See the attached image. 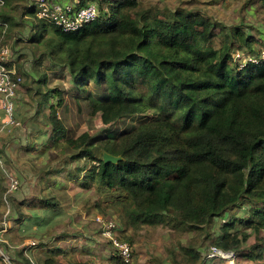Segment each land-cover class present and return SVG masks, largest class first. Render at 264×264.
Instances as JSON below:
<instances>
[{
	"label": "trees",
	"instance_id": "16d2710c",
	"mask_svg": "<svg viewBox=\"0 0 264 264\" xmlns=\"http://www.w3.org/2000/svg\"><path fill=\"white\" fill-rule=\"evenodd\" d=\"M25 1L0 0V38L23 27L17 15ZM65 1L75 9L94 2L98 16L68 32L37 22L28 38L34 77L28 74L24 86L48 109L50 131L37 144L47 173L65 171V180L97 192L99 212L118 216L116 236L130 246L131 259L124 262L113 248L104 264H132L135 233L163 224L202 239L171 254L178 264L218 260L202 253L204 241L237 259L264 261V61L234 58L236 51L260 56L264 38L200 9ZM44 60L67 70L71 91L41 88L47 75L37 66ZM83 113L98 115L102 127L78 133L73 116ZM124 120L131 122L117 125ZM103 152L121 159L104 162ZM3 176L0 168V203ZM60 207L55 195L15 203L9 233L33 238L37 249L26 257L20 248V264H63L67 249L46 237ZM70 236L78 233L53 242Z\"/></svg>",
	"mask_w": 264,
	"mask_h": 264
},
{
	"label": "rangeland",
	"instance_id": "374dc122",
	"mask_svg": "<svg viewBox=\"0 0 264 264\" xmlns=\"http://www.w3.org/2000/svg\"><path fill=\"white\" fill-rule=\"evenodd\" d=\"M28 1L26 0L20 7L17 15V20H22L23 27L16 28L7 38L3 39V43L11 46V57L14 59L12 61H14L16 69L18 66L21 69L19 74L22 77V83L15 97V119L19 124L6 125V114L2 109L0 99V149L5 156L4 159L0 158V168L4 173L1 183L6 190L0 203V228L3 222L7 221L8 224L6 232L0 233L2 234L1 239H3L0 240V248L13 258L15 264H20L21 256L18 254L19 247L17 245L28 246L29 242L34 239L24 237L21 240L9 233L11 226L14 225L12 216H14L15 203L32 197L55 195L61 201V213L56 217V224L51 225L47 230L46 237H49L50 244H61L67 249V256L59 258L61 262L63 264H85L95 260L99 264H104L112 254L113 247L100 235L96 217L112 219L119 227L121 223L117 214L107 215L99 212L94 207V202L98 198L100 199L97 192L92 188L83 189L73 180H65L63 178L65 171L47 173L49 165L45 149L37 145L43 140L42 136L49 133L50 128L46 122L48 109L43 105H36L31 92L26 91L24 86L27 83V75H34L32 70L35 68V52L30 46L28 38L31 31L35 30L34 25L39 22L30 14L25 16ZM142 1L156 3L160 8L180 6L200 9L227 26H241L250 34L264 38V5L261 0ZM103 7L106 8L105 5ZM236 52L241 54L240 58L239 56L236 58L242 59L243 53ZM49 63L50 61L44 60L40 65H36L39 71H43L47 75V83L41 88L57 86L59 89L71 91L73 87L67 70L63 67L50 68ZM28 109L30 110L28 111ZM35 110L37 113L32 114V111L35 112ZM73 117L74 121L72 122L79 126L78 133L91 130L92 127H95L92 131L102 127L98 115L90 118L89 115L83 113ZM89 119L92 121L89 122ZM130 122L131 120H124L117 125H125ZM38 130L40 131L38 132ZM74 165L75 163L72 162L70 167L72 168ZM9 176H14L19 181L18 188L13 192L7 191ZM126 232L132 235L133 231L128 228ZM68 233H78V236H70L59 242H53L54 236ZM134 238L135 242L132 248L136 256H133L132 264L135 262L138 264H178L171 254H182L183 248L187 244L192 242L199 244V239L202 240L195 232L175 230L167 224L157 227L144 226L135 233ZM200 244H202V253L205 255L208 252L209 255L212 245H209L210 243L207 241ZM33 252H37V249L35 248ZM33 252H27V254H33ZM228 253L231 255L226 257L222 252L218 260L212 261L211 264H264V261L254 263L245 259H237L233 252L229 251ZM208 255L207 257H209ZM177 260L180 261L181 257L178 256ZM209 262L211 261L209 260Z\"/></svg>",
	"mask_w": 264,
	"mask_h": 264
},
{
	"label": "built area",
	"instance_id": "2783aa9c",
	"mask_svg": "<svg viewBox=\"0 0 264 264\" xmlns=\"http://www.w3.org/2000/svg\"><path fill=\"white\" fill-rule=\"evenodd\" d=\"M32 15L38 21H45L54 27L68 32L79 29L83 24L94 20L98 16V10L95 3L90 2L85 6L75 9L74 5L65 0H29L25 8V16ZM0 38V99L1 106L6 114V125H17L19 122L15 119V97L16 92L22 82V77L17 73L12 55V49L9 44L2 42ZM241 57L238 52L234 53V58ZM236 58V59H239ZM244 61H252L258 63L264 61V50L260 56H244ZM19 181L14 176H9L8 192H13L18 188ZM96 222L99 225L101 236L109 241L116 251V254L122 257L124 262H129L131 259L130 246L118 239L116 236V224L112 219H105L101 216L96 217ZM7 221L2 223L0 233L6 232ZM0 234V240L1 239ZM36 242L31 240L28 246H35ZM26 246V251L29 247ZM221 250L211 246V252L208 256H220ZM225 254L224 256H230ZM223 256V255H222ZM1 264H15L13 258L0 248ZM85 264H99L96 261H88Z\"/></svg>",
	"mask_w": 264,
	"mask_h": 264
},
{
	"label": "water",
	"instance_id": "95a60500",
	"mask_svg": "<svg viewBox=\"0 0 264 264\" xmlns=\"http://www.w3.org/2000/svg\"><path fill=\"white\" fill-rule=\"evenodd\" d=\"M102 158H103L104 162H108V161L117 162L118 160L121 159L120 156H114V155H112V154H110L108 152H103ZM223 254H228V252H223Z\"/></svg>",
	"mask_w": 264,
	"mask_h": 264
},
{
	"label": "crops",
	"instance_id": "0c3cea01",
	"mask_svg": "<svg viewBox=\"0 0 264 264\" xmlns=\"http://www.w3.org/2000/svg\"><path fill=\"white\" fill-rule=\"evenodd\" d=\"M27 108H29V107H27ZM26 109V108H25ZM30 109H28V111H29ZM33 113H35L34 111H32V114ZM36 139V138H35ZM35 148H37L36 146H35ZM97 223V222H96ZM98 224V223H97ZM98 227H99V225H98ZM101 235V234H100ZM14 237V236H13ZM17 245V244H16ZM58 245H60V246H62L61 244H58ZM18 247H19V250H20V248L22 247V244L21 245H17ZM33 252V251H35V246H33V247H29V249H28V251H25L24 250V252H23V254L26 256V257H31V254H27V252L29 253V252Z\"/></svg>",
	"mask_w": 264,
	"mask_h": 264
},
{
	"label": "bare ground",
	"instance_id": "6f19581e",
	"mask_svg": "<svg viewBox=\"0 0 264 264\" xmlns=\"http://www.w3.org/2000/svg\"><path fill=\"white\" fill-rule=\"evenodd\" d=\"M229 263H232V262H229Z\"/></svg>",
	"mask_w": 264,
	"mask_h": 264
}]
</instances>
